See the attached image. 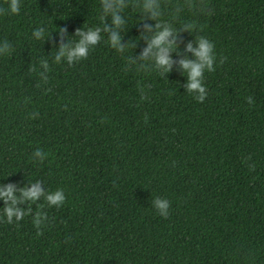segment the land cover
<instances>
[{"label": "trees", "instance_id": "trees-1", "mask_svg": "<svg viewBox=\"0 0 264 264\" xmlns=\"http://www.w3.org/2000/svg\"><path fill=\"white\" fill-rule=\"evenodd\" d=\"M90 28L86 58L55 61ZM165 28L167 73L142 55ZM200 37L203 102L180 66ZM35 182L65 202L7 223L0 200V264H264V0H0V189Z\"/></svg>", "mask_w": 264, "mask_h": 264}, {"label": "clouds", "instance_id": "clouds-1", "mask_svg": "<svg viewBox=\"0 0 264 264\" xmlns=\"http://www.w3.org/2000/svg\"><path fill=\"white\" fill-rule=\"evenodd\" d=\"M7 9L9 14H18L20 10V0H6ZM111 7V5H109ZM118 7V5H117ZM107 10V9H106ZM114 22L119 24V18L116 17ZM99 28H90L87 31H78L76 36L79 37L78 40L72 41L67 45L60 47L58 53L55 54V61L59 62L62 58L66 59L69 64L73 62L80 61L87 57L90 49H92L100 40ZM37 39L43 38L46 33L43 28L38 29L34 32ZM172 35L170 29L165 28L163 31H158V33L151 40L148 48L142 54L143 56H148L149 53L156 49V55L154 57L155 65L160 68L164 73L170 70L171 58L169 52L174 50V43L168 41V37ZM109 44L112 48L123 51L124 48L120 45V37L113 33L110 37ZM187 51L192 52L193 60L189 61L187 59L180 61V66L187 76V92L189 94H194V98L197 102H203L207 96V91L203 83V75L205 70L211 72L214 71L212 68L213 64V45L203 37L197 39V47L193 48L191 44L187 46ZM248 103H253L252 99H248ZM34 156L41 157L40 151L37 149L34 152ZM42 158V157H41ZM16 190L12 186H6L0 189V200H3L7 205L3 209V216L6 218L7 223L12 222V216H16L17 221L21 219L25 213L16 210L15 205L18 203H36L44 198L48 207L55 206L56 208L61 207L65 202V195L62 189H57L54 192H45L41 189L39 183H32L31 188L20 189V199L14 195ZM11 201V204H8ZM153 207L157 213L162 217H167L169 215L170 203L165 198L157 197L153 200ZM42 207V205H38ZM31 210V208L29 207ZM46 217L43 216L41 212H37L36 216L33 218V224L35 227L39 228L41 225V220Z\"/></svg>", "mask_w": 264, "mask_h": 264}]
</instances>
